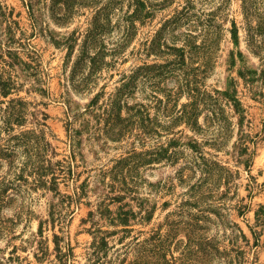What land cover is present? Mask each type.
<instances>
[{"label": "rangeland", "instance_id": "1", "mask_svg": "<svg viewBox=\"0 0 264 264\" xmlns=\"http://www.w3.org/2000/svg\"><path fill=\"white\" fill-rule=\"evenodd\" d=\"M62 263L264 264V0H0V264Z\"/></svg>", "mask_w": 264, "mask_h": 264}, {"label": "trees", "instance_id": "2", "mask_svg": "<svg viewBox=\"0 0 264 264\" xmlns=\"http://www.w3.org/2000/svg\"><path fill=\"white\" fill-rule=\"evenodd\" d=\"M91 36H92V35H91ZM18 112H19V110H18ZM114 118H115V120H116V117H114ZM215 166L217 167V164H216V163H215ZM208 169L211 170L212 168L208 166ZM210 170H209V171L207 170V171H208V172H211L212 170H211V171H210ZM119 220H120V218H119ZM65 256H66V257H65L64 259L67 260V254H66V253H65ZM68 257H70V254L68 255ZM63 263H64V262H63ZM63 263H62V264H63Z\"/></svg>", "mask_w": 264, "mask_h": 264}]
</instances>
